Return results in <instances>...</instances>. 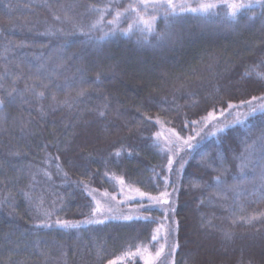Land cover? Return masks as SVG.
I'll return each mask as SVG.
<instances>
[{
    "label": "trees",
    "instance_id": "trees-1",
    "mask_svg": "<svg viewBox=\"0 0 264 264\" xmlns=\"http://www.w3.org/2000/svg\"><path fill=\"white\" fill-rule=\"evenodd\" d=\"M136 3L0 0V97H15L0 107V264H108L137 246L155 252L161 223L169 231L165 252L179 242L175 264H264V117L201 139L212 126L203 128L199 143L180 153L187 162L179 178L155 142L163 128L195 136L203 123L191 121L214 108L230 122L237 110L229 114L227 102L264 96L255 75L264 72V17L257 9L255 19L231 20L220 8L208 17L165 18L161 8L147 13L157 16L151 33L124 34L132 13L108 23ZM106 6L93 28L100 15L93 7ZM165 177L168 191L178 188L167 221L150 207L134 215L150 221L106 219L67 230L55 223L93 218L88 190L96 199L121 188L158 195Z\"/></svg>",
    "mask_w": 264,
    "mask_h": 264
},
{
    "label": "snow or ice",
    "instance_id": "snow-or-ice-1",
    "mask_svg": "<svg viewBox=\"0 0 264 264\" xmlns=\"http://www.w3.org/2000/svg\"><path fill=\"white\" fill-rule=\"evenodd\" d=\"M163 8L164 9V16L167 18L168 16H179L183 13H193L199 16L208 17L217 13V9L223 8L225 15L231 19L236 20L238 16L240 15H246L247 13H252V15L249 17V19H255L256 18V10L259 9L260 15L264 17V0H197L195 6H193L191 3H188L187 0H181L180 3H174V0H137L136 4H129L127 8H124L123 11L116 10L114 14V18L111 21H108L110 24H117L119 19L122 16H125L128 13H132L135 15V19L132 21V23H129L127 28L124 30V34H129L133 31L134 28H137L141 31L151 33L154 30L155 21L157 19L156 15H148L149 9H151L153 12ZM94 11L99 12V18L96 21L95 24L92 25L93 28L97 27V25L104 22V15L109 11V7L106 6L104 8H96L93 7ZM144 13V14H142ZM55 19L59 20L60 17L57 16ZM105 35H108L106 33ZM261 63H264L262 61ZM259 67V65L255 66ZM255 71V68L253 69ZM246 76L251 75V73H245ZM255 75L261 79L264 80V72H255ZM97 80L100 79L99 74H97L96 77ZM46 87V86H45ZM40 97L44 96V92L38 93ZM80 95H84V90H81ZM55 99V97H53ZM15 100V97L12 96V93H8V99L6 100L3 97H0V107H3L6 103L11 104ZM257 102V103H254ZM247 106L246 112H240L239 109ZM226 109L229 114H232V110L235 111L234 114H232V120L230 122L228 121H221L219 117L216 114V109L214 108L213 111L209 112L206 116L201 117L200 120L197 121H191L193 124H201L203 123V127L196 132V136H200V133L203 131L204 127H208V125H211L212 127L208 132L204 133V136H201V139H203L206 136H217L221 133H225L228 129L234 128L238 125H247V122L250 117H255L258 114L262 117H264V96H252L251 99L248 100H241L238 104H234L231 102H227ZM101 116L104 115L103 112L100 113ZM219 115L224 116L225 115V109L219 110ZM148 119H151L149 117ZM157 123H159V120H157ZM185 127H187V121L185 122ZM156 136V143L160 142L161 133L157 132L155 134ZM196 136L189 135L187 137L181 136L178 132L175 131V129L169 130V135L164 137V146L161 149L166 150L171 155L167 159V171L171 173L173 171V165H177L176 168V174L179 178V175L182 173L184 166L187 162L186 156H180L181 152H185L187 154L188 151H190L192 148H194L196 145L193 143V141L196 139ZM261 140L264 141V135L261 136ZM198 143V141H197ZM255 141H253V144ZM252 145H249L248 147H251ZM131 153H129L130 155ZM116 156L120 155V151H117L115 153ZM179 157V159H177ZM244 165L241 166L243 170ZM47 174V173H46ZM107 176L108 174L105 173ZM113 179H117L120 185H124L125 181L122 177H113ZM217 183H221L220 176L216 177ZM165 188L163 191H160L158 195H151L150 193L143 192L140 189L136 188H129V192H135V195L138 196L141 201H143L145 198L147 200V206L144 204H141V207H145V210H147L150 207H158L162 213H163V219L164 221L168 220V213H175V194L178 192V188L173 187L172 191H168V177L164 178ZM85 190H88V186L84 185ZM123 188H121V192H123ZM96 190H88V195L92 197V200L95 202V206L92 208V217L90 219H87L83 222H71V221H61L57 220L55 221L56 225L63 229H72V228H79L81 226V223L86 224H103L106 219H123V220H144V221H150L153 218L150 216H131V215H125V216H112V215H106L104 219L96 218V214L100 213L101 215H104L105 212L110 213L111 209H104L102 208L100 201L96 200L95 195H93V192ZM105 197H107L109 194L107 192L103 193ZM135 198V197H133ZM111 199H115V197H111ZM202 202V201H201ZM259 215L264 216V213H260ZM253 219H256L255 216L249 217L248 222L251 223ZM164 225L161 223L159 227L155 229V232L158 234L161 231V228ZM43 227H52L51 224L44 222ZM179 229V222H174V227L171 229L173 233L177 232ZM168 231L165 232V235L163 239L167 241ZM225 239H231V234L225 232L224 233ZM153 241H156L158 239L157 235H153L151 238ZM180 247L179 242L175 241L173 242L169 248L167 253L165 252V245H160L159 248L155 251L153 254L151 251H149L146 247L141 248L139 246L136 247L135 251L127 250L123 253L122 256L109 260L108 264H122V262L127 258L129 261V264H132L133 259L139 257L143 259L144 264H175V254L177 249Z\"/></svg>",
    "mask_w": 264,
    "mask_h": 264
},
{
    "label": "rangeland",
    "instance_id": "rangeland-1",
    "mask_svg": "<svg viewBox=\"0 0 264 264\" xmlns=\"http://www.w3.org/2000/svg\"><path fill=\"white\" fill-rule=\"evenodd\" d=\"M180 2H181V0H174V3H180ZM187 2L191 3L193 6H195L197 0H187ZM149 11L153 12L151 9H149ZM209 126L210 125H208V127ZM208 127H204V130H206ZM160 133H161L160 140L162 142L161 146L163 147L164 143H165L164 137L169 135V130L163 128ZM197 141L198 140H197V136H196V139L193 141V143L196 145L199 143V142L197 143ZM111 197H113V195H108L107 197L102 195L96 199V200L100 201L102 208H104V209L110 208L111 209L110 213L105 212L104 215H101L100 213H98L99 216H103V217H105L106 215L125 216L126 213H129L127 215L134 216L135 214L137 215L140 210L145 208V207H141V204H144L145 206H147L146 198L143 201H141V199L135 195V192H129L128 189L123 190V192H121L119 195H115L114 196L115 199H111ZM133 197H135V198H133ZM154 208H157V207H154ZM200 229L202 230L201 227H200ZM166 231H168V229L164 225L161 228V231L159 234L162 238V244L161 245H165V249L167 247V244H166V241L163 239V237H164ZM168 233H169V231H168ZM190 235L192 237H194V239H195V233L192 232ZM196 244L198 245V246L196 245V249H200L202 247V245L200 243H196ZM149 251H151V250H149ZM152 253L154 254L155 252H152ZM137 260H139L141 263L144 264L143 259L137 257V258H135V261H137ZM122 264H127V263H125V260H124L122 262Z\"/></svg>",
    "mask_w": 264,
    "mask_h": 264
}]
</instances>
